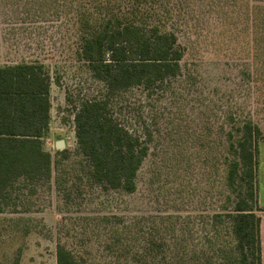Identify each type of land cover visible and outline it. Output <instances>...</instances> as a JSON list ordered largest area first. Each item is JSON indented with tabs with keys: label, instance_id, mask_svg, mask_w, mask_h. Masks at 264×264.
<instances>
[{
	"label": "rangeland",
	"instance_id": "obj_1",
	"mask_svg": "<svg viewBox=\"0 0 264 264\" xmlns=\"http://www.w3.org/2000/svg\"><path fill=\"white\" fill-rule=\"evenodd\" d=\"M171 1L187 7L184 22L167 26L184 52L180 76L154 92L135 88L117 105L124 123L145 125L147 140L153 135L138 189L126 194L95 185L77 152L76 111L102 85L75 58L69 16L56 8L69 0H0V65L46 66L51 109L44 147L61 160L53 177L66 179L60 190L53 179L32 196L26 190L18 193V210L0 213V264H57L59 243L89 264H141L133 256L145 240L161 244L166 258L160 264H181L179 252L185 249L192 253L188 259L195 258L204 242L209 248L208 217L227 195L230 114L239 121L252 117L261 127L257 186L264 209V55L253 44L261 31L252 26L241 35L225 30L220 14H206L218 0ZM247 2L251 11L254 5L264 6V0ZM59 142L63 149L57 148ZM59 151L69 157L57 156ZM257 215L264 264V211ZM114 239L121 241L119 246Z\"/></svg>",
	"mask_w": 264,
	"mask_h": 264
},
{
	"label": "trees",
	"instance_id": "obj_2",
	"mask_svg": "<svg viewBox=\"0 0 264 264\" xmlns=\"http://www.w3.org/2000/svg\"><path fill=\"white\" fill-rule=\"evenodd\" d=\"M218 1L206 14H220L219 24L240 35L250 26L260 30V43L255 36L253 44L256 42L264 55V6L254 5L251 11L247 0ZM181 3L69 0L56 5L69 16L76 36L75 58L102 85L94 98L80 103L75 130L77 152L86 162L90 180L107 192L133 194L138 189V173L153 135L148 134L147 140L145 125L124 123L117 105L135 88L154 92L180 76L184 52L177 35L167 26L186 20L187 7ZM247 47L249 42H245L244 49ZM50 89L51 77L42 63L0 65V213L12 207L18 210V193L24 190L32 196L40 187L50 186L53 179L59 190L66 182L53 177L61 160L54 159L44 147L50 125ZM228 122L224 158L227 195L221 208L208 217L209 248L204 242L199 255L190 259L188 249L179 252L181 264H262V219L257 212L264 209L259 207L257 172L263 133L252 117L239 121L230 114ZM58 155L69 157L67 151ZM120 242L113 240L115 246ZM160 246L157 241L145 240L142 251L133 256L134 262L160 264L166 258ZM56 258L57 264H89L61 243Z\"/></svg>",
	"mask_w": 264,
	"mask_h": 264
},
{
	"label": "water",
	"instance_id": "obj_3",
	"mask_svg": "<svg viewBox=\"0 0 264 264\" xmlns=\"http://www.w3.org/2000/svg\"><path fill=\"white\" fill-rule=\"evenodd\" d=\"M63 147H64V144H63L62 142H59V143L57 144V148H58V149H63Z\"/></svg>",
	"mask_w": 264,
	"mask_h": 264
}]
</instances>
